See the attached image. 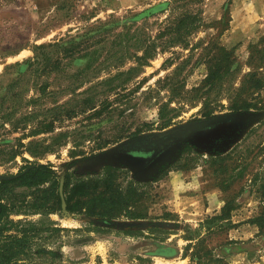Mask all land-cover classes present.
<instances>
[{
  "label": "rangeland",
  "instance_id": "1",
  "mask_svg": "<svg viewBox=\"0 0 264 264\" xmlns=\"http://www.w3.org/2000/svg\"><path fill=\"white\" fill-rule=\"evenodd\" d=\"M171 2L0 0V175L19 176L42 163L54 170L56 180L27 187L13 178L0 186L2 202L27 211L13 213L11 218L39 222L31 254L19 264H264V230L249 221L260 213L263 203L251 179L257 173L264 177V154L259 152L264 141V122H260L264 118L248 126L226 150L241 151L239 161L247 163L244 177L226 189L218 185L222 176L213 171L217 164L209 162L214 152L181 144L153 173L139 180L144 184L139 199L144 218L119 215L102 219L71 213L63 207L44 216L30 213L32 208L23 204L45 197L53 201L57 189L65 199L73 183L101 178L106 164L94 165L88 157L120 141L208 117L203 115L201 101L190 104L176 97L170 99L166 78L182 83L180 92L199 85L208 72L201 50L207 41L234 50L240 64L235 85L249 70L245 64L249 44L264 32V0H203L204 24L190 36L187 48L158 51L141 66L128 58L119 67H103L124 52L125 43L97 41L101 36L90 43L84 41L87 35L96 34L99 21H109L108 27L115 28L109 38L124 31L122 25L134 22H144V30L154 36ZM42 44L51 45L35 50ZM70 44H75L73 52H64L62 46ZM92 49L97 51L84 54ZM130 67L136 71L125 84L114 88L105 82ZM229 93L219 91L211 115L232 112ZM243 97L264 104V89ZM87 99L96 102L97 110L86 105ZM102 99L108 104H99ZM163 102L167 105L160 117ZM53 118L52 130L45 131L44 123ZM133 177L131 170L121 171L116 173L115 182L124 188ZM183 178L198 180L202 190H216L220 208L198 214L196 205L184 200L187 185ZM43 189L48 190L45 197ZM177 189L181 190L179 196ZM88 197L91 195H84V199ZM173 199L185 208L192 204V211L187 208L186 215L181 216L170 210ZM226 201L231 203L230 219L235 227L226 229L227 219L200 225L206 217L220 214ZM207 226L211 227L209 236ZM190 233L196 238L188 239ZM198 249L199 259L194 256Z\"/></svg>",
  "mask_w": 264,
  "mask_h": 264
},
{
  "label": "trees",
  "instance_id": "2",
  "mask_svg": "<svg viewBox=\"0 0 264 264\" xmlns=\"http://www.w3.org/2000/svg\"><path fill=\"white\" fill-rule=\"evenodd\" d=\"M203 0H172L167 5L168 14L163 21L158 25V32L152 36L147 33L145 29V23H129L122 25L121 30L113 34L112 38H109V33L115 28H109V21L98 22L96 28V34H89L85 37L84 41H89L95 36H101L97 41L108 40L111 43L118 42L124 44V52L116 57L111 63H103V67H119L126 59L130 58L135 60L138 65L146 64L149 59L155 57L158 51H164L169 48L180 46L187 48L189 38L204 24L202 17V4ZM93 29H90L91 32ZM114 43V44H115ZM202 43V42H198ZM51 44L37 45L38 48L46 47ZM105 46V45H104ZM75 44L64 45L62 50L64 52H73ZM131 48V49H130ZM203 53V60L207 64V75L197 86L192 87L190 90L180 92L182 83L173 82L172 77L166 76L170 83L172 95L170 97H176L179 101L183 100L190 104H195L198 101L202 102L203 115L209 116L213 113L214 108L218 104L216 96L219 91L230 92L231 97L230 109L231 111L242 110H259L264 107L263 103L259 101L248 100L243 95L253 96L264 89V32L261 33L256 42L250 43L248 47V54L245 64L250 68L243 73L239 79L238 85H235V76L240 72L239 62L237 56L234 55V50L227 49L226 47L219 45L218 43L209 40L206 44L201 46ZM97 49H92V52L86 51L84 54L89 55L95 53ZM39 54V53H38ZM36 52V57L38 56ZM47 58V55H44ZM79 56V55H78ZM172 58H167L166 61H170ZM91 63H88L89 67ZM235 64V65H234ZM179 69V68H178ZM136 71V67H130L128 70L118 71L116 74L108 77L105 82L113 84L114 88H117L126 83L130 79V75ZM118 80L116 83L111 82ZM169 85V84H168ZM44 89V87H42ZM184 88V87H183ZM181 93V94H180ZM169 100V99H168ZM86 104L91 109H96V102L93 99H87ZM107 102V103H106ZM108 104L107 99H102L99 104L102 106ZM167 102H163L159 105V116L162 117ZM100 110V109H99ZM169 120L164 121V125ZM55 122V118L44 123L43 128L45 131L52 130V126ZM264 121H261V125ZM137 134H135L136 136ZM264 140V134H263ZM187 148L194 147L190 143L185 144ZM262 147L259 148V152L264 154V141ZM241 151L231 149L226 152L216 151L210 155L209 162L217 164V167L213 171L222 176L219 186L222 188H228L233 183L240 181L244 177L247 163L239 161V155ZM264 159V156H263ZM177 168H182L181 166ZM102 177L85 178L80 179L76 183H73L70 190L64 195L65 209L71 213L86 214L88 216H94L102 219H112L119 215H124L132 219L144 218L146 214L140 208L139 199L143 194L142 186L144 185L136 178H131L127 182L126 187L121 188L118 183L115 182L116 173L121 171H130L129 169L122 170L118 166L105 165L103 166ZM55 172L47 164L37 163L28 170L21 172V174L13 180H19L22 185L31 187L33 185L39 186L46 182L51 181L56 183L54 179ZM258 178H262L257 181ZM11 180L0 181V186L9 183ZM252 181V186H256V191L259 192L263 198L260 213L251 218V223L257 224L258 227L264 230V177L257 173ZM58 183V181H57ZM47 189H43L44 197L47 195ZM49 194H52L49 192ZM84 195H91V197L84 199ZM54 200L50 201L46 197L45 199H34L32 202L23 203L24 206L30 207V213H39L44 216H48L52 212H56L62 207V194L58 192V189L53 196ZM0 194V264H19V261L28 257L32 250V241L39 234L38 221H31L26 219H13L11 214L22 212L27 214V211H19L14 209V203H4L1 201ZM230 201H226L221 208V213L213 216L206 217V219L200 224L211 223L216 220L227 219L226 229L235 227L236 224L230 219L231 211ZM208 227V234H211L210 226ZM194 233H190L188 239L196 238ZM204 237L198 239V243L203 241ZM164 239L161 238L160 241ZM194 256L198 259L201 258L200 249H198Z\"/></svg>",
  "mask_w": 264,
  "mask_h": 264
},
{
  "label": "water",
  "instance_id": "3",
  "mask_svg": "<svg viewBox=\"0 0 264 264\" xmlns=\"http://www.w3.org/2000/svg\"><path fill=\"white\" fill-rule=\"evenodd\" d=\"M263 118L264 109L211 115L128 138L88 157V160L94 165L127 167L134 178L140 180L153 173L179 145L190 143L197 149L225 152L248 126ZM17 176L0 175V180H11ZM62 207L65 210L63 196Z\"/></svg>",
  "mask_w": 264,
  "mask_h": 264
},
{
  "label": "crops",
  "instance_id": "4",
  "mask_svg": "<svg viewBox=\"0 0 264 264\" xmlns=\"http://www.w3.org/2000/svg\"><path fill=\"white\" fill-rule=\"evenodd\" d=\"M183 182L185 185L183 189V193H185V201L190 203L195 204L196 209L195 211L198 212V214H208L217 211L220 206L222 205L221 199L218 196V192L214 189H206L202 190L201 189V184L198 180H194L191 178H183ZM178 193L176 195H180L181 190L177 189ZM175 199V198H174ZM172 200L173 203H171L173 206L171 207L170 205L168 208L170 210H173L177 213H179L181 216L186 215V210L187 208L184 207V204L178 203V201ZM207 200V202H205ZM176 202V203H175ZM189 205V211H192V206ZM188 206V205H187ZM187 209V210H188Z\"/></svg>",
  "mask_w": 264,
  "mask_h": 264
}]
</instances>
